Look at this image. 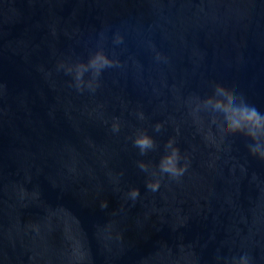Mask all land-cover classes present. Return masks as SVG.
<instances>
[{"label":"water","instance_id":"obj_1","mask_svg":"<svg viewBox=\"0 0 264 264\" xmlns=\"http://www.w3.org/2000/svg\"><path fill=\"white\" fill-rule=\"evenodd\" d=\"M245 107L264 0H0V264H264Z\"/></svg>","mask_w":264,"mask_h":264},{"label":"clouds","instance_id":"obj_2","mask_svg":"<svg viewBox=\"0 0 264 264\" xmlns=\"http://www.w3.org/2000/svg\"><path fill=\"white\" fill-rule=\"evenodd\" d=\"M113 62L102 52L97 53L87 65H80L76 69V79L81 80L83 74L89 69L93 70L96 75L107 66H110ZM71 71V69H69ZM235 114L239 118L232 121L231 130H242L244 124L251 125L254 129L250 132L255 137L257 132H264V117H260L254 109L242 108L230 110V115ZM227 119V118H225ZM137 143L142 148L150 147L152 145L151 139L144 137L137 140ZM178 162V150H173L172 154L161 162V169L164 172H169L173 175L179 174L182 170L177 167Z\"/></svg>","mask_w":264,"mask_h":264}]
</instances>
